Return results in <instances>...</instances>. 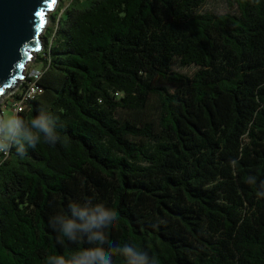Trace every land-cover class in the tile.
I'll use <instances>...</instances> for the list:
<instances>
[{"label": "trees", "instance_id": "1", "mask_svg": "<svg viewBox=\"0 0 264 264\" xmlns=\"http://www.w3.org/2000/svg\"><path fill=\"white\" fill-rule=\"evenodd\" d=\"M88 1L51 16L19 114L45 110L58 142L0 153V264L88 247L49 220L89 198L158 264H264V0Z\"/></svg>", "mask_w": 264, "mask_h": 264}, {"label": "clouds", "instance_id": "2", "mask_svg": "<svg viewBox=\"0 0 264 264\" xmlns=\"http://www.w3.org/2000/svg\"><path fill=\"white\" fill-rule=\"evenodd\" d=\"M40 114L27 123L29 128L22 129V123L26 121L18 115L8 118L0 117V153L7 154L13 148V142L21 145L15 148L17 154L23 156L26 148H35L38 143L55 145L58 140L54 134L55 121L46 119ZM118 219V213L107 208L103 203L94 202L91 198L82 202H72L67 213H59L55 216V226L52 218L49 224L52 229L70 242L84 240L86 248L73 252L69 257L51 256L47 264H114V256H122L125 264H158L155 256L135 245L114 244L108 239L107 230Z\"/></svg>", "mask_w": 264, "mask_h": 264}, {"label": "water", "instance_id": "3", "mask_svg": "<svg viewBox=\"0 0 264 264\" xmlns=\"http://www.w3.org/2000/svg\"><path fill=\"white\" fill-rule=\"evenodd\" d=\"M56 0H0V98L23 79L42 48L47 12Z\"/></svg>", "mask_w": 264, "mask_h": 264}, {"label": "built area", "instance_id": "4", "mask_svg": "<svg viewBox=\"0 0 264 264\" xmlns=\"http://www.w3.org/2000/svg\"><path fill=\"white\" fill-rule=\"evenodd\" d=\"M72 2L73 0H56L55 1V4L52 10H49L47 12L48 18H47V22L44 27V31L42 32V38H43L44 33L47 30V27L50 24L51 16L58 11L59 18H60ZM43 49H44V46H43V41H42V48L39 53H41ZM33 59H36V56ZM33 59H31L30 61H32ZM25 71H26V68L24 70L23 79H20V81L17 82L16 87L14 88V91L10 95L11 97H13L11 104L14 110V115H18V116L20 113H22L27 108V105L31 100H34L38 95L42 93V88L38 85V81L41 79V76H42V70L35 69L29 73H25ZM28 78H30L31 81H28ZM25 83H27L26 88L21 89L22 85H24ZM3 114H4L3 108L0 107V117L3 118Z\"/></svg>", "mask_w": 264, "mask_h": 264}, {"label": "rangeland", "instance_id": "5", "mask_svg": "<svg viewBox=\"0 0 264 264\" xmlns=\"http://www.w3.org/2000/svg\"><path fill=\"white\" fill-rule=\"evenodd\" d=\"M89 1L88 0H77L76 6L79 8H84L88 6ZM202 12H211L215 14H223L230 12L231 10L228 8L225 0H207L206 4L201 9ZM64 19L67 18V14H64ZM42 62H35V59L30 61L27 64L25 73H29L33 70H39L43 68ZM173 69L177 72H180L182 74H186L189 76H192L198 69L197 67L191 66V67H182L178 63H175L173 66ZM14 91V89L7 91V93L0 99V107L3 108V118H8L14 115V110L12 107V100L13 97H11V93Z\"/></svg>", "mask_w": 264, "mask_h": 264}]
</instances>
